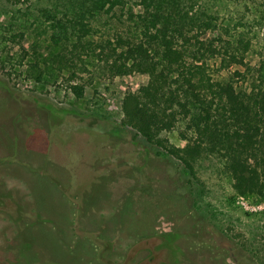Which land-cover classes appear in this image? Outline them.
I'll use <instances>...</instances> for the list:
<instances>
[{
  "label": "rangeland",
  "instance_id": "obj_1",
  "mask_svg": "<svg viewBox=\"0 0 264 264\" xmlns=\"http://www.w3.org/2000/svg\"><path fill=\"white\" fill-rule=\"evenodd\" d=\"M201 2L244 66H264V0ZM54 3L0 0V264H264V198L236 194L218 154L191 184L121 124V99L148 76L110 77L96 53L135 35L129 14L83 21L86 48L70 50ZM178 129L165 134L183 147Z\"/></svg>",
  "mask_w": 264,
  "mask_h": 264
},
{
  "label": "trees",
  "instance_id": "obj_2",
  "mask_svg": "<svg viewBox=\"0 0 264 264\" xmlns=\"http://www.w3.org/2000/svg\"><path fill=\"white\" fill-rule=\"evenodd\" d=\"M201 1L55 0L52 35L57 44L74 36L70 50L76 49L88 32L83 21L125 10L135 35H118L96 53L110 77L148 76L146 84L121 99V124L177 159L191 184L198 160L218 154L236 194L264 198V66L251 72L244 66L240 47L220 39L218 19ZM69 88L78 98L83 96V85ZM175 128L186 142L183 147L166 137Z\"/></svg>",
  "mask_w": 264,
  "mask_h": 264
}]
</instances>
